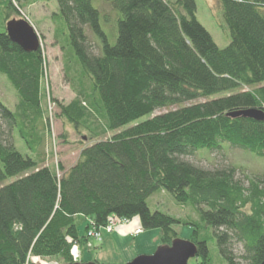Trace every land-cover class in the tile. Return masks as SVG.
Here are the masks:
<instances>
[{
  "label": "trees",
  "instance_id": "1",
  "mask_svg": "<svg viewBox=\"0 0 264 264\" xmlns=\"http://www.w3.org/2000/svg\"><path fill=\"white\" fill-rule=\"evenodd\" d=\"M22 1L0 0V74L18 97L16 111L0 99V119L10 132L17 128L26 149L0 129V264L79 263L75 246L88 242L93 227L101 233L112 218L136 217L138 229L161 230L162 245L178 239L176 224L193 226L197 254L188 264H261L264 170L246 185L233 168L205 169L183 157L230 145L264 158V120L234 115L264 113V0H219L230 32L224 48L198 20L196 0H105L119 13L114 43L92 0H55V37L76 92L60 114L88 132L69 168L41 166L42 51L23 50L5 30ZM158 191L196 217L151 210L147 200Z\"/></svg>",
  "mask_w": 264,
  "mask_h": 264
},
{
  "label": "rangeland",
  "instance_id": "2",
  "mask_svg": "<svg viewBox=\"0 0 264 264\" xmlns=\"http://www.w3.org/2000/svg\"><path fill=\"white\" fill-rule=\"evenodd\" d=\"M197 1V18L211 33L215 42L221 48L228 46L230 43V32L226 24L223 9L219 0H196ZM23 8H20V14L11 15V19H27L36 30L40 38V49L42 51L43 65V101L44 117L38 121V131L44 140V147L41 156L44 162L41 166L51 165L58 167L62 163L65 168H69L78 160L80 152L87 141L88 132L82 130L78 133L73 125L61 116L60 104H68L75 97L76 92L73 87L72 76L74 73L67 75L65 62L66 50L62 47L61 42L55 37L56 24L54 13L58 11V5L55 0H38L37 2L22 1ZM93 5L102 10L101 23L103 29L108 34L110 42L116 41V26L118 11L105 0H92ZM106 14V15H105ZM57 21V20H56ZM115 26V33L113 31ZM3 27V25H1ZM6 30V25H5ZM89 33L90 40L93 44V52L99 54L100 50L96 40ZM58 36H61L58 34ZM73 63V62H71ZM226 93L216 94L210 97L218 98ZM0 99L12 111H16L18 97L12 84L5 76L0 74ZM206 99H197L187 102L183 105L203 102ZM166 109L156 111L153 116L165 112ZM143 117L141 120H145ZM0 129L5 131L6 138L10 139L19 150L25 152L23 141L15 128L10 132L9 127L5 126L0 119ZM108 133L104 138L110 137ZM183 159L193 162L205 169H228L233 168L236 180H241L248 184L247 176L253 177L264 170V158L256 157L252 153L238 147L225 145L218 151H208L206 149L195 152L192 156L183 157ZM148 205L153 211H161L172 216L188 219L196 217L195 210L181 205L164 191H158L147 200ZM138 228L141 227L138 217L128 222H117L112 231L101 228V239L89 238L88 242L83 245L75 246L76 260L79 263H96V264H126L140 255H152L159 247L162 246L160 229H142L140 233L134 234V231L121 233L118 227L129 225L135 222ZM80 234L86 235V220H78ZM175 229L178 232V238L190 240L193 235L194 227L191 225L176 224ZM210 253L217 257L218 251L214 238L209 241ZM234 251L237 256L241 255L242 248L240 245H234ZM239 259V258H238ZM193 260V259H192ZM217 260V259H216ZM243 261V260H242ZM42 264H65L58 259H43Z\"/></svg>",
  "mask_w": 264,
  "mask_h": 264
},
{
  "label": "water",
  "instance_id": "3",
  "mask_svg": "<svg viewBox=\"0 0 264 264\" xmlns=\"http://www.w3.org/2000/svg\"><path fill=\"white\" fill-rule=\"evenodd\" d=\"M6 32L9 38L27 52L37 51L40 38L31 23L25 19H10L6 22ZM264 120V113L260 110H246L234 114ZM197 254V245L190 240L175 239L171 245H162L152 255H140L126 264H188ZM85 264V263H75ZM96 264V263H88ZM264 264V261L261 263Z\"/></svg>",
  "mask_w": 264,
  "mask_h": 264
},
{
  "label": "built area",
  "instance_id": "4",
  "mask_svg": "<svg viewBox=\"0 0 264 264\" xmlns=\"http://www.w3.org/2000/svg\"><path fill=\"white\" fill-rule=\"evenodd\" d=\"M122 222H128L129 220H127V219H124V220H121ZM117 222H120L119 220H116L115 218H112L110 221H109V224L108 225H106L105 226V229L107 230V231H112L113 230V227L117 224ZM140 229H136L135 231H134V234H138V233H140ZM88 235L90 236V237H93V238H96L97 240L99 239H101V233H100V231H98L95 227H93L90 231H89V233H88ZM26 264H28V263H26Z\"/></svg>",
  "mask_w": 264,
  "mask_h": 264
},
{
  "label": "crops",
  "instance_id": "5",
  "mask_svg": "<svg viewBox=\"0 0 264 264\" xmlns=\"http://www.w3.org/2000/svg\"><path fill=\"white\" fill-rule=\"evenodd\" d=\"M138 228V225L135 222H131L129 225H121L118 227L119 232L124 233L128 231H134L135 229Z\"/></svg>",
  "mask_w": 264,
  "mask_h": 264
}]
</instances>
